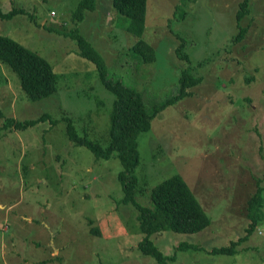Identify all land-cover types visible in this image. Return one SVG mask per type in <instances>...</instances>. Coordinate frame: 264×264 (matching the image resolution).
<instances>
[{"label":"rangeland","instance_id":"1","mask_svg":"<svg viewBox=\"0 0 264 264\" xmlns=\"http://www.w3.org/2000/svg\"><path fill=\"white\" fill-rule=\"evenodd\" d=\"M80 1L0 0L2 13L26 12L0 20V35L41 56L58 75L53 95L31 100L17 74L0 64L2 115L49 116L21 130H0V264H159L139 249L136 212L120 202L118 158L95 160L66 136L70 118L79 135L104 145L114 98L75 40L57 33L73 29L102 58L107 78L141 92L149 114L177 94L182 69L201 78L137 138L136 201L151 207V190L177 173L211 221L196 234L152 235L165 263L264 264V192L261 218L233 254L211 253L244 236L246 201L256 178L264 184V0L248 1L236 44L239 0H147L142 39L155 51L147 64L128 54L135 39L111 0H97L75 25L71 15Z\"/></svg>","mask_w":264,"mask_h":264},{"label":"trees","instance_id":"2","mask_svg":"<svg viewBox=\"0 0 264 264\" xmlns=\"http://www.w3.org/2000/svg\"><path fill=\"white\" fill-rule=\"evenodd\" d=\"M96 1L81 0L76 11L71 15L72 23L76 25V22L81 21L84 12L94 11ZM146 1L111 0V7L120 17L127 20L125 31L135 39L128 49V54L136 64H147L155 60L153 47L142 39L146 23ZM248 1L239 0L237 2L234 20L238 33L231 37V43H239L243 38L245 28H242L239 22L249 14ZM25 13V10L21 8H12L7 13L0 11V20H11L14 16ZM29 17L32 19V16ZM45 29L52 31L47 27ZM57 33L75 40L79 55L95 66L98 79L114 96L109 112L108 137L104 145L89 139L86 135H79L70 118L66 119V136L75 144L89 149L95 160L109 159L112 155L118 158L122 170L117 177L124 193L120 202L131 205L136 212L138 228L143 235L138 247L142 253L154 257L159 264H166L165 261L169 258L161 255L153 246L149 240L152 235L161 231H170L175 234H196L209 227L211 221L196 197L193 196L187 183L177 173L162 179L151 190L149 196L151 207L143 206L136 201L138 180L133 171L139 163L137 138L140 132L151 129L152 119L163 106L191 95L190 87L197 85L201 78L193 77L185 69H182L178 79L177 94L167 98L161 104L155 105L152 113L149 114L141 92L130 90L119 80L113 81L107 78L102 58L78 34V30L57 31ZM176 52H180V50L177 48ZM182 58L187 60L185 57ZM0 64L8 66L14 74H17L21 91L31 100L49 97L57 91L58 75L54 73L53 67L41 56L2 35H0ZM48 118L47 114H41L35 119L19 121L13 117H6L0 112L2 120L0 130H7L9 127L21 130ZM50 121L52 124L55 123L53 119ZM260 181V178H256L257 188L253 196L246 201L245 218L248 219V226L244 229V236L229 242L226 247L212 249V254H233L235 247L246 239L256 222L261 218V194L264 192V184H261ZM90 232L98 235V231L94 228H91ZM186 247L187 244L177 245V249Z\"/></svg>","mask_w":264,"mask_h":264},{"label":"built area","instance_id":"3","mask_svg":"<svg viewBox=\"0 0 264 264\" xmlns=\"http://www.w3.org/2000/svg\"><path fill=\"white\" fill-rule=\"evenodd\" d=\"M52 16H54V13L52 12Z\"/></svg>","mask_w":264,"mask_h":264}]
</instances>
